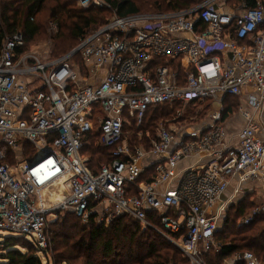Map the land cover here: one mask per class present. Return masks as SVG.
I'll return each instance as SVG.
<instances>
[{
  "label": "built area",
  "instance_id": "obj_1",
  "mask_svg": "<svg viewBox=\"0 0 264 264\" xmlns=\"http://www.w3.org/2000/svg\"><path fill=\"white\" fill-rule=\"evenodd\" d=\"M75 1L84 10L108 8L104 0ZM254 1L203 0L180 10L114 15L49 61L18 54L21 34L8 38L0 53V230L46 252L49 227L63 215L85 224L129 217L173 242L192 264H205L202 256L218 247L220 222L242 187L264 184V0ZM76 58L85 62V78ZM226 98L240 101L247 122L234 145L224 127ZM206 100L220 109L205 123L160 127L153 138L140 131L147 146L131 145L125 128L142 127L150 109ZM95 133L113 153L97 174L82 154ZM203 154L212 161L178 172ZM150 169V181H140ZM235 179L234 193L216 210ZM176 180V188L158 190ZM260 215L264 203L244 224ZM232 259L264 264L252 252Z\"/></svg>",
  "mask_w": 264,
  "mask_h": 264
},
{
  "label": "trees",
  "instance_id": "obj_2",
  "mask_svg": "<svg viewBox=\"0 0 264 264\" xmlns=\"http://www.w3.org/2000/svg\"><path fill=\"white\" fill-rule=\"evenodd\" d=\"M201 1L104 0L108 8L84 10L75 0H0V53L8 38L22 33L27 44L46 35L51 22L58 24L55 53L62 54L76 48L84 38L103 26L108 20L107 14L125 17L150 9L180 10ZM247 1L250 6L255 5L254 0ZM43 14L45 16L41 19ZM25 52V47L17 49L20 55ZM226 99L233 100L232 104L236 102V99ZM207 101L188 107L197 108ZM168 109L169 106L152 108L142 127H126L125 131L131 127L133 132L131 145L142 144L136 141L137 132L155 135L156 128H152L157 124L154 122L170 116L174 110L169 112ZM230 109L225 107L224 118L230 114ZM203 113L204 109H196L190 112V117ZM85 142L82 154L89 158L87 166L90 171L97 174L102 165L112 161V150L100 144L99 133ZM153 174V169H150L140 181H150ZM255 206L251 200L243 199L229 208L224 225L215 237L218 247H212L202 256L205 264H223L235 254L244 252H252L264 262V215L256 217L249 225L244 224L245 217ZM81 223L80 219L69 215L61 223L51 225L48 231L50 247L46 252H40L35 245L20 236L0 237V264H44V258L46 264H71L82 258V255L77 254L84 255L82 264H188L183 254L165 237L152 229L142 231L139 224L129 217L116 219L108 228L104 225L95 226L94 222L89 223L91 225L88 227ZM154 224L158 229L161 228L159 220L155 219ZM75 250L80 251L76 253Z\"/></svg>",
  "mask_w": 264,
  "mask_h": 264
},
{
  "label": "rangeland",
  "instance_id": "obj_3",
  "mask_svg": "<svg viewBox=\"0 0 264 264\" xmlns=\"http://www.w3.org/2000/svg\"><path fill=\"white\" fill-rule=\"evenodd\" d=\"M156 11L157 10H155V9H150V10H147V11H143V13H150V12H156ZM44 16H45V14L41 15V19ZM106 16H107V18L109 20L110 18L113 17V14H107ZM38 19H40V17H38ZM19 34H21L23 36L22 33H17L15 35H19ZM57 36H58V24L55 23V22H51L48 25V30H47V34L46 35H42V36L38 37L36 40H34L32 42H29V43H27V44L24 45L25 51H26L24 54L25 55H28V56L36 57V58H38L41 61H49V60H54L56 58L62 57L64 55L70 53L73 49H75V48L70 49L67 52L62 53V54H59L58 52L55 53V38ZM72 63L76 67V69L78 71L79 70L81 71L82 78H85V76H86V73H85V62L82 61L80 58H76ZM235 101H236L235 104H232L231 103V102H234L231 99H225L222 102L223 103V106H225V107H227V106L228 107H231L230 114H228V117L229 118L231 116H233L234 114L239 113V109H240L239 107H240V104L241 103H240L239 100H235ZM194 107H196V106H194ZM194 107H191L190 106V107L187 108V107H184L181 104H175L174 106H169V109H168L169 112L172 109L174 111L167 118H165L163 120H160V121H157V122H154V123L157 124V126H155V127L152 128L154 130L156 128L155 135H152L150 133H147L146 135L145 134L144 135L146 137L149 135L151 138H153L154 136L156 137L157 132H158V129L160 127L166 128V129H177V128H180V127H183V126H188L190 128L191 127H196L198 125H201V124L205 123L206 120H207V118L209 119V116H210L211 113H213L214 111H217V110L220 109L219 103L214 102V101H210V100L207 101V102H204L202 105L201 104L198 105L197 108H194ZM192 109L193 110H196V109H204V113L201 116L197 115L195 117H190V115H191L190 112L193 111ZM96 129H98V125H96ZM125 132L128 134V137L130 136L132 138V133L133 132L131 130V127L128 130H126ZM138 133L139 132H137V136H136L137 140L136 141H138L139 143H142V144L136 145V146H144V147L147 146V141L140 142V139L138 137ZM147 161L149 162V160H147V159L143 160V162H147ZM250 196H251V199H250ZM254 197H256V196L253 195V194H250L249 196H247L246 194H244L241 197L236 198L235 203H237L238 201L243 200V199H247V200L249 199V200H251V202H253V204L256 205V206L259 205V204L264 203L260 199L254 201ZM229 208L225 212V214H224V216H223V218H222V220L220 222V230L222 229V227L224 225V220H225V218H226V216L228 214L227 212L229 211ZM66 216L69 217V215H63L62 218L60 219V221H57V222L53 223L52 226L53 225H56L58 223H61L62 220H64V218ZM81 224L82 225H86V227H88V226L91 225V224H85L84 222H82ZM111 224L112 223H109V224L108 223L97 224V223L94 222V225L95 226L104 225L106 228H108ZM51 227H49V228H51ZM8 236H16V235L13 234V233H11V232H8V231L0 230V237L3 238V237H8ZM170 243L172 244V246H174L175 248H177L183 254V257L188 260V264H192L191 259H189L173 242H170ZM75 251H76V253H79L80 250H75ZM77 255H82V258H79L77 260L72 261L71 264H82L83 263V261H84V258H83L84 255L83 254H77ZM179 257H182V256L179 255ZM180 259H183V258H180ZM232 261H233V259L232 258H229L223 264H232ZM44 264H46V259L45 258H44Z\"/></svg>",
  "mask_w": 264,
  "mask_h": 264
},
{
  "label": "crops",
  "instance_id": "obj_4",
  "mask_svg": "<svg viewBox=\"0 0 264 264\" xmlns=\"http://www.w3.org/2000/svg\"><path fill=\"white\" fill-rule=\"evenodd\" d=\"M255 118L257 119L258 116H256ZM261 121L264 124V118H261ZM246 124H247L246 120L239 113L234 114L230 118L228 116L227 118H224V127L227 133V141L230 142L232 145L237 144L238 136L240 135L241 131L245 128ZM147 160H149V162L141 161L140 164L142 167H147L148 164L151 162L149 158ZM210 161H212V157L209 154H203V155L191 157L190 159H187L186 161H184L179 165L178 172L182 174L184 170L190 167H193L195 165H206ZM178 181L179 180L174 181L171 185H161L159 186L158 190L165 192L169 189L176 188L178 185ZM237 186H238V182L237 179H235L231 183L229 192L222 198L221 202L217 205L216 210H219V208L222 207V204L225 203L226 200L232 196ZM244 194H253L256 196L254 197V201L260 199L261 201L264 202V184H262L261 182L247 183L242 187V192L238 197H241Z\"/></svg>",
  "mask_w": 264,
  "mask_h": 264
}]
</instances>
